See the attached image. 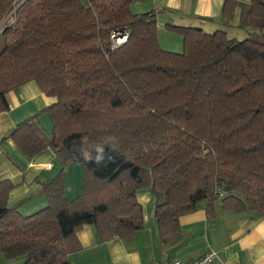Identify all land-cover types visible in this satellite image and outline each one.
I'll return each mask as SVG.
<instances>
[{
    "label": "trees",
    "instance_id": "1",
    "mask_svg": "<svg viewBox=\"0 0 264 264\" xmlns=\"http://www.w3.org/2000/svg\"><path fill=\"white\" fill-rule=\"evenodd\" d=\"M131 2L0 0V113L29 82L56 100L1 142L27 158L49 149L60 163L42 183L46 207L28 216L8 206L14 185L0 182L6 261L70 264L85 225L101 242L132 238L143 229L136 193L145 189L167 242L201 202L209 218L216 200L223 211L264 216V0H224L213 32L167 26L183 42L173 53L158 43L156 11L133 14ZM118 30L128 39L112 50ZM70 164L82 167L73 199L64 194Z\"/></svg>",
    "mask_w": 264,
    "mask_h": 264
},
{
    "label": "crops",
    "instance_id": "2",
    "mask_svg": "<svg viewBox=\"0 0 264 264\" xmlns=\"http://www.w3.org/2000/svg\"><path fill=\"white\" fill-rule=\"evenodd\" d=\"M236 1L247 3L249 0ZM223 2L132 0L130 11L133 14L156 11L158 43L161 42L159 36H162L165 47H169L167 49L174 48L170 50L181 52L182 40L172 39L170 36L178 35L170 33L166 27H196L213 32L223 22L220 17ZM7 102L9 110L0 113V182L9 180L14 185L8 195V206L28 216L46 207L42 183L56 176L60 168L59 160L49 149L27 158L10 139L2 142L1 139L10 133L15 124L38 114L56 100L46 96L35 82H29L9 92ZM37 122L47 136L52 133L53 123L48 114H40ZM63 178L65 198L78 197L82 167L79 164L68 165ZM136 199L142 207V230L127 240L113 238L101 242L95 229L85 225L76 233L81 249L68 255L69 263L161 264L168 260H195L214 250L218 257L210 264H264V216L251 212L241 215L223 211L220 200H216L213 204L214 216L209 218L205 211L206 203L201 202L195 212L179 218L180 233L177 238L167 242L158 232L151 191H138ZM21 263L22 259L6 261L0 254V264Z\"/></svg>",
    "mask_w": 264,
    "mask_h": 264
},
{
    "label": "built area",
    "instance_id": "3",
    "mask_svg": "<svg viewBox=\"0 0 264 264\" xmlns=\"http://www.w3.org/2000/svg\"><path fill=\"white\" fill-rule=\"evenodd\" d=\"M128 39V31L126 30H118L112 32L110 35V42H111V49L115 50L122 46V44H125ZM217 194L219 197L222 196L220 189H216ZM218 255L214 250H209L206 254L201 256L198 259H193L191 261H179V260H172V261H165L162 262L161 264H210L212 263L215 259H217Z\"/></svg>",
    "mask_w": 264,
    "mask_h": 264
},
{
    "label": "rangeland",
    "instance_id": "4",
    "mask_svg": "<svg viewBox=\"0 0 264 264\" xmlns=\"http://www.w3.org/2000/svg\"><path fill=\"white\" fill-rule=\"evenodd\" d=\"M0 28H2V26L0 27ZM232 30V29H231ZM230 30V31H231ZM172 39H177L178 41L181 39L179 36H170ZM239 38H240V36H238ZM159 38H160V40H161V42H160V45H161V47L163 48V49H165V50H169V51H173V50H170V49H174V48H170V49H167V48H169V47H165L166 45L164 44V39L162 38V36L160 37L159 36ZM173 52H177V51H173ZM81 166V165H80Z\"/></svg>",
    "mask_w": 264,
    "mask_h": 264
}]
</instances>
